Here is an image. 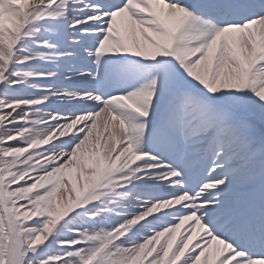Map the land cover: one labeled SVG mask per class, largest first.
<instances>
[{
	"label": "snow or ice",
	"instance_id": "6c2138e0",
	"mask_svg": "<svg viewBox=\"0 0 264 264\" xmlns=\"http://www.w3.org/2000/svg\"><path fill=\"white\" fill-rule=\"evenodd\" d=\"M0 264H264V0H0Z\"/></svg>",
	"mask_w": 264,
	"mask_h": 264
},
{
	"label": "bare ground",
	"instance_id": "6f19581e",
	"mask_svg": "<svg viewBox=\"0 0 264 264\" xmlns=\"http://www.w3.org/2000/svg\"><path fill=\"white\" fill-rule=\"evenodd\" d=\"M102 131H103V129H102ZM102 131H101V132H102ZM88 158H89L88 156L85 157L86 160H87ZM70 176L74 177V172H73V173H70Z\"/></svg>",
	"mask_w": 264,
	"mask_h": 264
},
{
	"label": "rangeland",
	"instance_id": "374dc122",
	"mask_svg": "<svg viewBox=\"0 0 264 264\" xmlns=\"http://www.w3.org/2000/svg\"><path fill=\"white\" fill-rule=\"evenodd\" d=\"M99 131H102V128H101V129H99Z\"/></svg>",
	"mask_w": 264,
	"mask_h": 264
}]
</instances>
